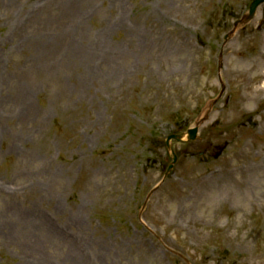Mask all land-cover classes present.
<instances>
[{"label":"rangeland","instance_id":"1","mask_svg":"<svg viewBox=\"0 0 264 264\" xmlns=\"http://www.w3.org/2000/svg\"><path fill=\"white\" fill-rule=\"evenodd\" d=\"M249 1L0 0V264H264Z\"/></svg>","mask_w":264,"mask_h":264},{"label":"water","instance_id":"2","mask_svg":"<svg viewBox=\"0 0 264 264\" xmlns=\"http://www.w3.org/2000/svg\"><path fill=\"white\" fill-rule=\"evenodd\" d=\"M261 1H263V0H253V1L251 2L250 7H249L248 17L252 15V13H253V11H254L256 5H257L258 3H260ZM196 130H197V128H193V129L188 130V132H187V133H188V139H193V138H195ZM172 137H173V138H176L177 140H181L182 134H177V135L172 134V135H169V136L167 137V144H168V145H169V139L172 138ZM173 159H175V156H173Z\"/></svg>","mask_w":264,"mask_h":264},{"label":"bare ground","instance_id":"3","mask_svg":"<svg viewBox=\"0 0 264 264\" xmlns=\"http://www.w3.org/2000/svg\"><path fill=\"white\" fill-rule=\"evenodd\" d=\"M20 98H21V100L24 103H28L29 102V92L23 91V93L20 94ZM68 244H69V249H68V253L67 254L69 255V251H72L74 247L71 245L70 242ZM98 258H100V256H98ZM94 262L97 263L98 261L97 260H94Z\"/></svg>","mask_w":264,"mask_h":264}]
</instances>
